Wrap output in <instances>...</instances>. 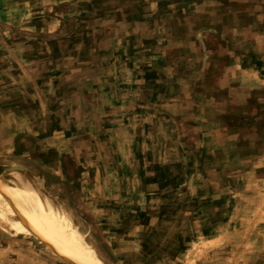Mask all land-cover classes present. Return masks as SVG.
Here are the masks:
<instances>
[{"label": "rangeland", "instance_id": "1", "mask_svg": "<svg viewBox=\"0 0 264 264\" xmlns=\"http://www.w3.org/2000/svg\"><path fill=\"white\" fill-rule=\"evenodd\" d=\"M189 1L0 0V192L76 226L37 200L0 264H264L250 1Z\"/></svg>", "mask_w": 264, "mask_h": 264}, {"label": "crops", "instance_id": "2", "mask_svg": "<svg viewBox=\"0 0 264 264\" xmlns=\"http://www.w3.org/2000/svg\"><path fill=\"white\" fill-rule=\"evenodd\" d=\"M215 1H217V3ZM222 1L223 0H208V4L204 6L203 11L216 9V6L218 4H219L218 6L219 9H221V5L223 3ZM242 1L243 0H236V2L239 3L240 2L242 3ZM247 1H250L248 5H246L248 7L247 11L249 14L247 12H244L243 15L235 12L236 13L235 18H237L238 16H240L241 18L243 16L247 17L248 14V21H246L245 24L231 23L230 25L235 30L237 31L240 30L238 32L242 34L241 40L244 39L245 41H248L250 43V49L247 50V52L243 53L240 57L253 60L252 64H254L257 69L258 68L262 69V67H260V64H262L261 62L264 63V0H247ZM196 2H198V0L197 1L192 0L191 2L189 1L187 5L190 6L191 9H194ZM224 24L225 23H221V24L219 23L217 25L223 28ZM213 25L216 26V24ZM230 25L229 26L225 25V27L228 28L230 27ZM254 44H256V46L253 47ZM9 227L12 228L16 233H20L14 227L12 226ZM207 235L208 234L206 232H201L199 234L193 235L192 237H189L188 239H186L185 242L181 244V250L184 252L186 250H190L191 248H194V246L198 242H200L201 239H204Z\"/></svg>", "mask_w": 264, "mask_h": 264}, {"label": "bare ground", "instance_id": "3", "mask_svg": "<svg viewBox=\"0 0 264 264\" xmlns=\"http://www.w3.org/2000/svg\"><path fill=\"white\" fill-rule=\"evenodd\" d=\"M41 196L42 195L28 194L23 198H19L0 193V219L10 225H18L16 221L17 212L31 208L37 200L42 199V203L49 206L50 215L53 219H56L60 224L64 226L76 227L73 224L71 218L63 210L54 209V203H52L51 201L53 199L50 200L48 196H43V198H41ZM20 225L23 228L29 229V226H27L26 224L20 223ZM100 264H104L101 259Z\"/></svg>", "mask_w": 264, "mask_h": 264}]
</instances>
